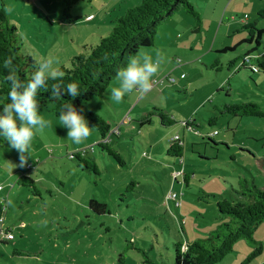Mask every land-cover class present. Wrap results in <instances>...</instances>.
I'll list each match as a JSON object with an SVG mask.
<instances>
[{
  "label": "rangeland",
  "instance_id": "rangeland-1",
  "mask_svg": "<svg viewBox=\"0 0 264 264\" xmlns=\"http://www.w3.org/2000/svg\"><path fill=\"white\" fill-rule=\"evenodd\" d=\"M2 1L20 53L36 64L53 57L58 69H68L85 47L107 38L112 22L141 2L81 0L71 10L78 20L68 23L63 0ZM189 2L200 16L199 32L195 20L179 10L181 19L175 13L159 26L154 46L139 51L160 59L151 83L171 78L173 85L166 81L147 93L134 90L114 103L110 90L119 86L117 78L103 98L84 105L87 121L93 112L110 125L104 141L89 125L90 136L73 143L59 118L45 110L41 115L49 126L35 134L26 164L20 166L17 150L0 149L5 208L0 227L14 238L0 244V264H116L120 255L126 264H147L138 249L157 264H173L175 244L207 239L228 222L218 214L217 197L239 199L234 191H241L243 181L264 190V117L222 113L224 105L247 103L264 111V0ZM258 31L263 32L259 41ZM225 48L233 51L221 53ZM246 54L259 72L228 68ZM158 112L176 124L162 127ZM146 117L149 123L141 126ZM212 118L215 125L209 126ZM191 119L195 135L184 128ZM214 132L213 144L207 136ZM175 136L183 141L181 158L167 157ZM99 144H107L123 165ZM77 153L93 162L97 173L91 165L87 170ZM184 175L190 176L188 185ZM22 176L34 183L18 185ZM171 194L176 202L168 200ZM91 200L105 205L104 211L93 210ZM252 240L262 245V254L250 264H264V222ZM254 248L241 240L221 264H241Z\"/></svg>",
  "mask_w": 264,
  "mask_h": 264
},
{
  "label": "trees",
  "instance_id": "trees-1",
  "mask_svg": "<svg viewBox=\"0 0 264 264\" xmlns=\"http://www.w3.org/2000/svg\"><path fill=\"white\" fill-rule=\"evenodd\" d=\"M81 0H63V17L68 23L78 20L71 15L72 8ZM91 2L92 0H88ZM140 5L129 9L126 14L112 22L113 27L107 38L100 39L99 43L94 46L85 47V53L70 59L68 69L60 68L63 74L55 81L49 82V87L53 83H59L66 86L68 83L75 82L79 85L82 93L72 100L71 97H61L60 100L53 99L49 93L38 95V103L41 113L48 110L57 118L58 106L61 102L67 103L72 100L73 105L78 111H82L84 105L95 99L103 98L112 82L118 78V72L123 68L129 57L137 55L141 49L151 48L154 46L157 31L160 25L168 21L179 10L184 11L196 22L194 32H199L200 16L194 10L189 0H140ZM0 64L6 61H12L18 69L19 76L25 81L30 78L31 73L35 70V61L31 56H24L20 53L21 44L16 37V28L9 23L8 13L2 0H0ZM263 18V15L260 17ZM262 31L257 32V41H259ZM257 46L260 44L256 43ZM233 51L225 48L221 53ZM248 59V63L246 62ZM215 68L219 67L218 62L214 64ZM239 68L255 73L253 68L260 71L259 68L251 65L249 54L242 58H237L228 63V68ZM7 71L0 69V103L7 100V85L5 78ZM173 85V84H169ZM222 113L227 116L241 117H264V111L257 104L247 103L240 105H224ZM160 125L162 127H172L176 122L163 112H158ZM88 124L92 126L104 141L111 131L110 125L103 117L97 113L88 114ZM192 120V119H191ZM149 118H144L140 125L144 126L149 123ZM194 120L184 123L186 130L191 129L189 133L194 134ZM216 118L209 120L208 125H215ZM195 135V134H194ZM217 135V134H216ZM211 134L207 136L209 142L214 144ZM206 138V137H203ZM7 144L0 143V149ZM104 150H107L110 156L115 158L122 166L118 154H116L107 144H99ZM183 155V141L170 139L167 147V157L181 158ZM78 161L82 162L88 170L91 165L92 170L97 173L95 164L88 163L81 159V154L74 155ZM190 176L184 175V182L188 185ZM33 180L22 176L17 181L20 186L33 184ZM241 191H234L239 199L217 197L216 205L218 214L226 217L228 222L224 223L217 230L210 233V236L204 240H197L194 243L183 244L181 242L174 245L173 264H221L227 256L234 253V246L237 242L244 240L252 243L255 248L253 252L241 263L250 264L254 258L262 254V247L259 243L252 240L253 234L257 228L264 222V190L255 187L248 181H243ZM90 207L97 212H103L105 205L91 200ZM5 208L0 204V220L4 221ZM9 231V230H7ZM11 233V232H10ZM5 243L4 242H0ZM144 257L147 264H157L148 258L146 252L137 250ZM18 253L17 250H14ZM116 264H126L125 259L120 255Z\"/></svg>",
  "mask_w": 264,
  "mask_h": 264
},
{
  "label": "clouds",
  "instance_id": "clouds-1",
  "mask_svg": "<svg viewBox=\"0 0 264 264\" xmlns=\"http://www.w3.org/2000/svg\"><path fill=\"white\" fill-rule=\"evenodd\" d=\"M59 61L53 57L44 59L35 65V70L26 81L18 74L12 61L0 64L7 75V100L0 103V143L7 142L8 147L20 153V166L27 163L28 151L36 133L44 131L49 122L41 115L38 95L49 93L53 99L71 97L72 100L82 91L75 82L66 86L50 81L57 80L63 74L59 71ZM160 59L139 53L129 57L125 66L118 72L119 86L110 90V99L120 103L125 95L134 90L147 93L150 91L151 78L157 73ZM72 100L61 102L58 106V117L61 126L67 130V139L80 144L90 136L88 121L81 111L73 105Z\"/></svg>",
  "mask_w": 264,
  "mask_h": 264
},
{
  "label": "built area",
  "instance_id": "built-area-1",
  "mask_svg": "<svg viewBox=\"0 0 264 264\" xmlns=\"http://www.w3.org/2000/svg\"><path fill=\"white\" fill-rule=\"evenodd\" d=\"M246 62L248 63V59H246ZM253 70H254V72H257V70L255 68H253ZM166 81L169 82V84H173L174 83V80L171 79V78H166ZM166 81L165 80H159V81L158 80H153L152 83H151V85H152L151 89H153L154 87H156L158 85H163ZM191 121L192 120H190V122ZM188 131H191V129H189ZM113 134L118 135L119 134V131L118 130H115V131H113ZM216 134H217V132H214L211 135L212 136H215ZM172 139L178 141V140H180V137L179 136H175ZM168 200H172V201L176 202L177 201L176 194H171L169 196ZM3 223H4V221L3 220H0V225H2V227H3ZM13 239H14L13 238V235L9 231H7V229L4 230L3 228L0 227V242L11 241Z\"/></svg>",
  "mask_w": 264,
  "mask_h": 264
},
{
  "label": "crops",
  "instance_id": "crops-1",
  "mask_svg": "<svg viewBox=\"0 0 264 264\" xmlns=\"http://www.w3.org/2000/svg\"><path fill=\"white\" fill-rule=\"evenodd\" d=\"M120 4H121V3H120ZM192 7H193V5H192ZM193 8H194V7H193ZM179 13H180V12L177 13V14H178V16H177L178 18H177V19H181L180 16H179V15H181V14H179ZM116 18H117V17H116ZM184 24H185V26H187L188 29H190V28L192 27V24H191V22H190L189 20H187ZM257 243H258V242H257ZM259 244H260V243H259ZM260 245H261V244H260ZM261 247H262V245H261ZM248 250H249L248 248H247V252H246V250H245V254H246L245 256L248 255Z\"/></svg>",
  "mask_w": 264,
  "mask_h": 264
}]
</instances>
